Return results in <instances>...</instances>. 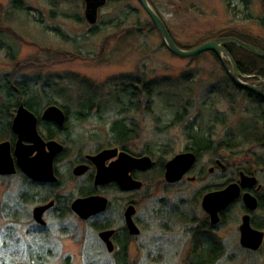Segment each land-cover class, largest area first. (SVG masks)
Returning <instances> with one entry per match:
<instances>
[{"label": "rangeland", "instance_id": "1", "mask_svg": "<svg viewBox=\"0 0 264 264\" xmlns=\"http://www.w3.org/2000/svg\"><path fill=\"white\" fill-rule=\"evenodd\" d=\"M150 2L182 48L234 35L264 49V0ZM85 10L84 0H0V106L34 98V108L56 104L71 116L68 132L54 136L69 148L57 166L61 185L0 176V264H193L199 249L188 232L191 221L177 216V206L210 180L171 186L161 166L148 173L146 187L132 196L141 235L133 238L124 261L109 254L95 226L70 208L83 186H90L74 177L71 166L81 153L115 146V122L126 121L133 130L127 145L136 154L149 151L163 162L184 151L187 136L199 123L215 145L234 140L233 147H239L221 152L232 175L256 170L264 184V165H259L264 146L257 147L258 138L248 142L241 135L245 126L261 131L264 107L255 101L264 98L249 97L251 92L236 86L212 52L174 55L139 0H108L95 25L87 21ZM235 53L249 59L237 49ZM24 86L28 88L22 93ZM130 86L141 91L140 102H123L122 90ZM214 156L203 161L210 163ZM55 195L60 208L46 212L47 224L41 227L34 208ZM104 195L112 202L107 217L117 221L131 196L114 189ZM169 205H175L172 214L167 213ZM223 234L226 249L217 264H264V250L243 249L234 226Z\"/></svg>", "mask_w": 264, "mask_h": 264}, {"label": "flooded vegetation", "instance_id": "2", "mask_svg": "<svg viewBox=\"0 0 264 264\" xmlns=\"http://www.w3.org/2000/svg\"><path fill=\"white\" fill-rule=\"evenodd\" d=\"M250 76L252 77L244 79V81L250 84L256 85V86H262V88L264 89V77L260 75H250ZM230 79L236 84V86L238 85L231 76H230ZM133 85L134 84H132L131 86L133 87ZM131 86L122 90L123 96H124L123 102H136L137 99L139 100L138 102H140L141 91L137 89L133 90ZM250 94H253V95L255 94L259 97L264 98V95H261L257 92L252 91ZM113 100L114 102H117L118 98L117 99L113 98ZM144 102H150V100L148 99L146 101V98H145ZM255 103L257 104L258 108L264 107V99L259 98L258 102L255 101ZM44 110L45 109L42 110V113ZM65 113H66L67 121H66V125L63 128L59 127L54 122L42 120L45 122V126H43V123L40 120L42 118L39 117V128H42L45 130L46 133L45 134L41 133V134L45 138L46 141L54 140V138H49L48 126L57 128V130L61 134L68 132L69 125L71 122V116L69 115L67 111ZM206 119L207 117H205V120ZM260 120L263 123L261 131L257 130L258 126H256V129H254L253 125L250 127V129L252 130L250 129L247 130L249 127L245 126L243 131H241L242 137L246 139L249 138L248 142L252 139L258 138V141L255 142L257 147L264 146V114L260 116ZM123 122L125 123L126 121H123ZM10 128L14 136V141L10 140V142L12 144V148L14 149L18 137L12 130V123H11ZM127 128H128V135L126 134L127 135L126 141H122V142H119V140L116 141L115 134L112 131L113 139H114L113 143L116 144L115 146H110L108 148H103V149H97L95 152H92V153H86V154L81 153V156L78 157L76 162H74L71 166L72 174L74 175V177L79 178L80 180L85 179L86 182L88 181L90 185L88 187L83 186V188L80 191V197L86 198V197L93 196V195H99V196H104L108 199L107 209L104 212L98 215H95V216H91L90 218L85 219V220L80 217L79 218L82 221L91 222L93 226H95L96 231L98 232L99 238L101 242L104 244L109 254L115 255V257L118 258L119 260H122L120 257L122 256L123 259L126 260L125 258L128 255V248H129V245L132 244L133 238L141 235V232L139 233V235L131 234L127 226V220H126L125 213L128 207L135 205L136 213L134 215V221L140 229V220H139V217L136 215L137 214V201L132 196H134L136 192L142 191L146 187L147 181H146L145 176L148 173H150L152 170L160 166H161L162 171L164 172V179L166 183H168L171 186H176V185L179 186L185 182L186 183L189 182L192 184H196V183L199 184L201 182L210 180V183H206L200 188H198L197 190H195L196 192L193 194L194 196L191 200L185 199L188 202V205L186 207L187 209L184 208V205H185L184 199H181V201L178 202L177 210L179 212L177 211L178 212L177 216L179 217H182L184 215L188 216V219L191 221V226H189L188 232L192 238V245L194 246V249H199V250L206 249V251H209L207 253L209 254V258H211V260L209 261L211 264H217L219 260L221 259V257L224 255L226 244L224 240L222 239V235H224L223 233L227 231L229 227L231 226L235 227L236 234L238 236L237 239L239 240V244L243 249L249 252H254V253L261 252L264 250V240H263L262 246L258 250L245 248L241 244V225L244 222L245 216L250 217V224L252 228L264 233V184L262 183L259 177L260 175L259 171H256V170L251 171L245 168V169L239 170L237 173H234V175H232L231 173L232 165L230 162L228 163L227 158L221 152L224 151V152L233 153L235 150H237L239 147H233L234 140L232 142L231 141L227 142L228 140L227 141L222 140L218 143V145H215L210 135L202 134L201 130H203V127L202 125L198 123V125L193 127V130L191 131V135L187 136L188 145L184 148V151L179 153V154L193 153L195 155V163L192 165L191 169L185 173L182 179H180L177 182L170 183L166 179L167 163L170 160H172L174 157L168 160L167 162H163L161 159L159 160L155 159V157L149 151H147L144 154H139V155L136 154L127 145L128 144L127 140H129L128 138L133 132V130L130 127H127ZM198 129L200 130V132ZM252 131L253 133L251 134ZM58 142H60L64 146V150L62 153H60L56 157L55 162H54L55 175L58 178L56 183L34 182L31 178L25 175L19 168H17V172L14 175L1 176V177L8 178V177H14V176L16 177L17 175H22L29 182L35 185H43V186H48V187H55V186L61 185L62 184V174L58 170L57 166L59 164V161L63 160L64 156L68 154L69 148L67 147L66 141H58ZM107 149H117V154L114 157L109 158L105 162L106 166H110L112 163H120L122 153H127L137 158L148 156L152 159V162L154 164L152 168L134 169L130 173L133 179L138 180L143 183V186L140 189L125 191V190H122L120 185L115 181L108 183L106 185H96L95 180H96V175H97V165L94 163L92 157L99 155L102 151L107 150ZM208 154L215 155L214 156L215 158L212 159L210 163L203 161V158L208 156ZM80 165L86 166L87 169L82 175H76L74 173L75 168ZM259 165H264V160H261ZM242 172H244L247 176L255 177L257 179V183L253 187L243 186L241 182ZM232 184H238L240 186V195L237 197V199H235L234 201L228 204L224 202L223 200L215 201L214 203L212 202L209 206L205 204V198L207 196L211 194L222 193L226 189H228ZM112 189L117 190L122 193H128L132 197L126 200L125 202L126 207L124 209L123 216L121 218H117L118 219L117 221H115L113 218L107 217V215L109 214V210H110L112 202L104 194L108 190H112ZM247 193L251 194L253 197L256 198L257 200L256 209H251L247 206L245 202V197H244L245 194ZM52 201H54V205L46 212L60 208V203H61L60 197L55 195L49 202H52ZM58 203L59 205L56 206ZM72 203L70 205L71 209H72ZM45 204H42V205H45ZM174 207L175 205H169V208H168L169 210H167V213L172 214ZM183 211H189V215ZM15 215L16 216L18 215V206L16 207ZM119 219L122 220V223L124 222L122 226L118 225L119 224L118 222L120 221ZM106 231L114 232L110 238L114 246L113 251L109 250V246L107 242H105L100 236L101 233L106 232ZM199 250L195 251L197 252V255L195 256L196 262H193V264L198 263V258L200 256L198 253ZM185 264H192V263L187 262Z\"/></svg>", "mask_w": 264, "mask_h": 264}, {"label": "water", "instance_id": "3", "mask_svg": "<svg viewBox=\"0 0 264 264\" xmlns=\"http://www.w3.org/2000/svg\"><path fill=\"white\" fill-rule=\"evenodd\" d=\"M86 4L85 16L91 25L98 22L99 11L105 6L107 0H84ZM152 20L156 24L161 33L168 49L178 57L189 58L200 55L204 52H213L221 60L228 74L242 88L257 92L264 95L262 86L250 84L244 79L252 76L244 74L240 71L234 57L225 47L227 44H235L253 55L264 58V50L247 43L237 37L216 38L202 43L201 45L185 49L178 46L173 40L167 26L161 16L155 11L149 0H139ZM1 29V26H0ZM230 62L228 64L227 62ZM42 119L56 123L63 128L66 124L67 117L65 111L58 105L48 106L42 114ZM38 116L29 110L24 103L18 107L12 124V130L18 139L14 149L10 141L0 142V176L14 175L19 168L25 175L34 182L39 183H56L58 178L55 175L54 162L56 157L63 152L64 146L56 141H46L40 134ZM117 154V149H107L99 155L92 157L97 165L96 185H106L111 182H117L122 190L130 191L140 189L143 183L135 180L130 175L134 169H150L153 162L150 157L137 158L127 153L121 154L120 163H112L106 166L105 162ZM195 163V155L193 153H183L176 155L167 163L166 179L170 183H174L182 179L185 173L191 169ZM86 166L80 165L75 168L76 175H82L86 171ZM241 182L245 187H253L257 183L255 177L247 176L244 172L241 174ZM240 195V186L232 184L222 193L211 194L205 198V204L209 206L212 202L223 200L227 204L237 199ZM245 202L251 209H256L257 200L251 194H245ZM54 205V201L37 206L34 208V219L42 226H46L44 219L45 212ZM108 199L104 196L93 195L86 198H77L72 203V210L82 219H88L91 216L98 215L107 209ZM136 213L135 205L126 210L127 226L132 235H139L141 232L134 221ZM114 232L106 231L100 234L101 238L107 242L109 250L113 251V243L110 238ZM264 240V233L257 231L251 227L250 217L245 216L241 225V244L245 248L258 250ZM26 264V263H17Z\"/></svg>", "mask_w": 264, "mask_h": 264}, {"label": "trees", "instance_id": "4", "mask_svg": "<svg viewBox=\"0 0 264 264\" xmlns=\"http://www.w3.org/2000/svg\"><path fill=\"white\" fill-rule=\"evenodd\" d=\"M15 7L19 9L20 8V4H18ZM153 7H154V5H153ZM155 10L157 11L156 8H155ZM261 25L264 28V20L261 21ZM0 31H1V29H0ZM230 36H234V35H230ZM239 38H241V37H239ZM226 48L232 54V56L234 57V59L237 62V65H238L239 69L242 72L248 73V74L255 73L257 75H260V76L264 77V58L258 57L256 55H253L250 52L244 50L243 48H241V47H239V46H237L235 44H228V45H226ZM235 49H237L238 51H241V53L246 54L249 59L246 60V58H243L244 56L239 58L236 55V53H235ZM12 84H14V82ZM15 87H16V85H15ZM27 88L28 87H26V86L22 87L21 88L22 93H24V91L26 92ZM242 90H245V89L242 88ZM245 91L248 92L247 90H245ZM249 97H251V94L249 95ZM33 102H37V101H35L34 98H28V99H24V101L20 102V103H19V101L16 102V103H12V104H8V103L5 102V104H2L0 106V142L5 141V140L14 141V136H13V133H12L11 128H10L11 123H12L11 119L13 117V115H12L13 111H15V109L18 108L21 103H24L25 106L29 110H31L38 117L41 118L42 110L45 109L47 106L42 108L41 107L42 105H41L37 109V108H34ZM4 118H7L6 121L4 120ZM3 120L5 122H2ZM40 120L43 123V126H45V122L42 121V119H40ZM48 129H49V138H54V136H58L60 134L59 131L57 130V128H53L51 126H48ZM112 131L115 134L116 141L117 140H119V142L126 141L127 135H128V128L126 127V123H124L123 121L115 122L114 125L112 126ZM124 252H126V251H124ZM207 252H209V251H206V249H200L199 250L198 253H199L200 256L198 258V263L197 264H211L209 262L211 260V258H209V254Z\"/></svg>", "mask_w": 264, "mask_h": 264}, {"label": "bare ground", "instance_id": "5", "mask_svg": "<svg viewBox=\"0 0 264 264\" xmlns=\"http://www.w3.org/2000/svg\"><path fill=\"white\" fill-rule=\"evenodd\" d=\"M152 5V4H151ZM153 6V5H152Z\"/></svg>", "mask_w": 264, "mask_h": 264}]
</instances>
